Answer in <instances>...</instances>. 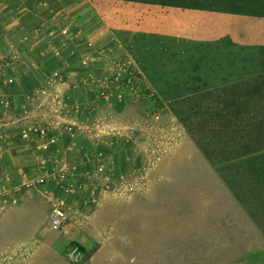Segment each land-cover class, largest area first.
Segmentation results:
<instances>
[{
  "label": "rangeland",
  "instance_id": "rangeland-1",
  "mask_svg": "<svg viewBox=\"0 0 264 264\" xmlns=\"http://www.w3.org/2000/svg\"><path fill=\"white\" fill-rule=\"evenodd\" d=\"M222 47L153 82L133 70L142 92L100 104L93 142L62 153L41 140L48 167L0 191V264H264V201H250L264 156L215 162L198 142L240 143L244 98L264 97V38Z\"/></svg>",
  "mask_w": 264,
  "mask_h": 264
},
{
  "label": "crops",
  "instance_id": "crops-1",
  "mask_svg": "<svg viewBox=\"0 0 264 264\" xmlns=\"http://www.w3.org/2000/svg\"><path fill=\"white\" fill-rule=\"evenodd\" d=\"M259 33L264 38V17L229 11L142 0H0V191L30 166L48 167L38 127L52 131L62 153L93 142L85 132L99 128L104 100L88 112L92 91L116 65L153 82L167 67L207 68L217 47L246 45Z\"/></svg>",
  "mask_w": 264,
  "mask_h": 264
},
{
  "label": "trees",
  "instance_id": "trees-1",
  "mask_svg": "<svg viewBox=\"0 0 264 264\" xmlns=\"http://www.w3.org/2000/svg\"><path fill=\"white\" fill-rule=\"evenodd\" d=\"M147 2H157L165 4H173L182 7H191L199 9H212L229 11L242 14L264 15V0H142ZM246 109L244 112V120L247 123L242 127L240 143L235 145H226L222 150H216L209 147L203 139L198 138V142L205 151L206 156L215 162H228L239 157H250L257 155L264 156V97L258 94L248 95L244 98ZM231 132V139H233ZM230 146V147H229ZM259 165L260 182L264 186V162ZM263 165V166H262ZM263 167L262 174L261 168ZM248 173L258 174L253 168L248 169ZM260 190L259 195H256L252 200L264 201V195Z\"/></svg>",
  "mask_w": 264,
  "mask_h": 264
},
{
  "label": "built area",
  "instance_id": "built-area-1",
  "mask_svg": "<svg viewBox=\"0 0 264 264\" xmlns=\"http://www.w3.org/2000/svg\"><path fill=\"white\" fill-rule=\"evenodd\" d=\"M134 71L130 69L128 65L118 64L115 66L113 73L106 77L99 88H94L92 91V103L88 112H93L95 109V102L98 100H105L110 98L121 97L125 92L126 93H140L142 88L138 83L137 77L133 73ZM58 75V74H56ZM40 89L33 90L26 94L27 98L34 97L38 94ZM36 131L39 133L40 137L52 144H55L56 138L54 137L52 131L47 127H38ZM44 181V177L41 179V182ZM28 185V183H27ZM24 186V185H22ZM19 185L14 191V195L21 194L22 187ZM66 220V212L64 208L55 205L49 215V222L53 228H61Z\"/></svg>",
  "mask_w": 264,
  "mask_h": 264
}]
</instances>
